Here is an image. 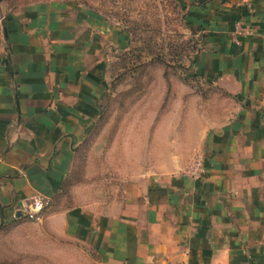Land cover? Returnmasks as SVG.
Returning <instances> with one entry per match:
<instances>
[{
	"label": "crops",
	"instance_id": "obj_1",
	"mask_svg": "<svg viewBox=\"0 0 264 264\" xmlns=\"http://www.w3.org/2000/svg\"><path fill=\"white\" fill-rule=\"evenodd\" d=\"M180 1L200 37L193 66L215 81L212 107L189 100L159 125L137 119L135 180L110 200L83 195L75 168L123 30L77 2L0 3V228L45 211L29 221L102 264H264V0ZM194 147L208 169L200 180L172 170Z\"/></svg>",
	"mask_w": 264,
	"mask_h": 264
},
{
	"label": "rangeland",
	"instance_id": "obj_2",
	"mask_svg": "<svg viewBox=\"0 0 264 264\" xmlns=\"http://www.w3.org/2000/svg\"><path fill=\"white\" fill-rule=\"evenodd\" d=\"M62 1L91 8L125 34L123 45L112 48L107 55L110 86L105 105L111 113L81 146L75 168V184L83 195L119 198L135 180L137 119L145 123L144 119L150 117L159 125L171 110L186 108L189 100L193 107L209 109L215 89L204 82V102L192 99L200 89L187 84L184 67L190 62L196 38L184 22L180 0ZM181 83L190 92L186 93ZM226 97H219L223 107L230 105ZM166 120V125H179L178 117ZM200 153L199 147L180 151L172 170L186 174ZM55 234L29 219L0 230V264H102L99 254L85 244Z\"/></svg>",
	"mask_w": 264,
	"mask_h": 264
},
{
	"label": "trees",
	"instance_id": "obj_3",
	"mask_svg": "<svg viewBox=\"0 0 264 264\" xmlns=\"http://www.w3.org/2000/svg\"><path fill=\"white\" fill-rule=\"evenodd\" d=\"M36 1H40V0H2L1 3L3 5H5V6L10 7V6H16V5L20 4V3L23 4V3L36 2ZM183 12H184V22L187 25V27L191 30L192 35L196 38V39H194V42H193V47H192L193 51L189 55V61L190 62L187 63L188 65L186 67H184L185 72H186V75L188 77V78H186V79H188L186 81H187V84L189 86H191L193 89H195V90L200 89L199 92H197V93H199L201 95H204V93L202 92V89H203L202 86H203L204 82H205V84L211 86L212 89L213 88L216 89V87L214 85L215 84V81L208 80V79H205V78L201 77L196 72V70H195V68L193 66L194 56L198 52V50L200 49V45H199L200 44V42H199L200 37L198 35V32L195 29H193L192 27H190L189 24L187 23V21H186V8L185 7H184ZM102 113H103V116H102L101 122L102 121H105L111 112L108 111L107 106L105 105L103 107V109H102ZM44 212L45 211L41 212V214L34 215L33 217L30 216V215H27L26 218L33 219L36 216H43L42 214H44ZM10 227L11 226H5L3 228H0V230L7 229V228H10Z\"/></svg>",
	"mask_w": 264,
	"mask_h": 264
},
{
	"label": "built area",
	"instance_id": "obj_4",
	"mask_svg": "<svg viewBox=\"0 0 264 264\" xmlns=\"http://www.w3.org/2000/svg\"><path fill=\"white\" fill-rule=\"evenodd\" d=\"M237 32H235L237 35L238 34H246L248 31H245L242 27V24L238 23L237 26ZM207 167L204 163V156L203 154L200 153L199 158H197L196 162L194 163V165L192 167L189 168L188 171H186V175H188L189 177L195 179V180H200L203 179V177H205L207 175ZM37 220H42L41 217L36 216L35 217Z\"/></svg>",
	"mask_w": 264,
	"mask_h": 264
},
{
	"label": "water",
	"instance_id": "obj_5",
	"mask_svg": "<svg viewBox=\"0 0 264 264\" xmlns=\"http://www.w3.org/2000/svg\"><path fill=\"white\" fill-rule=\"evenodd\" d=\"M22 215V212L20 211L19 213H18V216H21Z\"/></svg>",
	"mask_w": 264,
	"mask_h": 264
}]
</instances>
